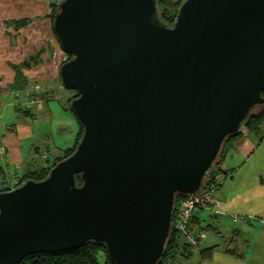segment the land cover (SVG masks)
<instances>
[{"label":"water","instance_id":"95a60500","mask_svg":"<svg viewBox=\"0 0 264 264\" xmlns=\"http://www.w3.org/2000/svg\"><path fill=\"white\" fill-rule=\"evenodd\" d=\"M53 31L82 133L45 178L0 191V264L86 243L160 264L177 197L264 108V0H182L170 25L158 0H60Z\"/></svg>","mask_w":264,"mask_h":264},{"label":"crops","instance_id":"0c3cea01","mask_svg":"<svg viewBox=\"0 0 264 264\" xmlns=\"http://www.w3.org/2000/svg\"><path fill=\"white\" fill-rule=\"evenodd\" d=\"M54 4V0H0V175L21 178L50 165L74 143L79 130L67 104L73 95L65 93L56 102L53 80L59 78V66L51 59L56 47L52 44L56 42ZM30 56H34L31 70H22L20 63ZM39 99H43L41 106ZM19 119L23 122L18 125ZM41 121L49 123L50 134L35 136ZM43 135H51L58 150L51 158L50 152L22 145L23 140ZM220 164L215 189L220 217L217 220L206 210L195 212L203 233L195 243L182 238L190 251L186 259L195 258L199 264H264V138L246 131L229 146ZM212 247L210 258L203 259L202 250Z\"/></svg>","mask_w":264,"mask_h":264},{"label":"trees","instance_id":"16d2710c","mask_svg":"<svg viewBox=\"0 0 264 264\" xmlns=\"http://www.w3.org/2000/svg\"><path fill=\"white\" fill-rule=\"evenodd\" d=\"M181 2L182 0H177V1L158 0L161 18L169 25L173 23L177 9ZM55 8H56V4L53 5V17H54ZM66 55L69 58V55L68 54ZM75 96H76V92L70 98V100ZM247 131L258 137L264 138V108H257L252 113L251 117L248 119L247 122ZM81 133H82V128L79 125V130L76 134L75 141L70 147L64 149L59 156L54 158V160L50 163V165L27 172L23 174L21 178L17 176L18 180L20 182H23L27 179L41 180L45 178L52 166H54L61 159L69 156L74 151L81 137ZM241 136L242 134L231 136L226 140L223 152L221 156L218 158L216 164L214 165L210 175H212L215 172H221L219 168V164L221 160L225 156L229 146ZM183 197L185 196L179 195L176 199V203L178 202L179 199ZM183 237L186 238L183 235L176 236V234L173 233L172 231L171 237L166 247V251L164 253V256L160 264H179V258H189L190 251L189 248L187 247V243L185 244L182 241ZM212 250L213 247L202 250L201 252L202 258L203 259L210 258ZM19 264H115V263L108 256L106 249L103 245H99L95 243H86L79 247L62 252L30 254L24 257Z\"/></svg>","mask_w":264,"mask_h":264},{"label":"built area","instance_id":"2783aa9c","mask_svg":"<svg viewBox=\"0 0 264 264\" xmlns=\"http://www.w3.org/2000/svg\"><path fill=\"white\" fill-rule=\"evenodd\" d=\"M60 0H54L56 4ZM64 60H67V55H64ZM43 99L37 101L38 106H41ZM221 172H215L208 177L204 183V187L201 192L185 196L178 200L176 203V209L173 215L172 231L176 236L183 235L189 241L196 242L201 239L203 233V227L197 222L195 212L197 210H206L209 214L215 218L220 217L221 202L215 196V189L219 182ZM22 182L18 180L16 176H12L6 173L0 175V191L10 190ZM238 218H243L238 217Z\"/></svg>","mask_w":264,"mask_h":264},{"label":"rangeland","instance_id":"374dc122","mask_svg":"<svg viewBox=\"0 0 264 264\" xmlns=\"http://www.w3.org/2000/svg\"><path fill=\"white\" fill-rule=\"evenodd\" d=\"M52 44H54L56 47L54 49H52L51 59H53V62L56 60L57 62L55 61V64L57 63L58 64L57 66L60 67V65L64 61H66V60L63 61V58L65 57L64 55H66V54L61 50L57 39H56V42H53ZM20 67H21L22 70H28V71L31 70L30 66L26 65L24 60L20 63ZM53 82L56 85V87H55L56 96H58L57 98H59L56 101L57 103H60L59 101L62 99V96L65 93H70V94L74 95L75 91L64 88L62 86L59 78H55V80H53ZM30 84H31V86H33V82H31ZM36 91L39 92V90H36ZM56 102H54V103H56ZM42 104H43V102H42ZM67 104H68V108H69V103H67ZM23 116H24V114H23ZM59 117H60V113H59ZM61 117L62 118H65V116L63 115V113H61ZM21 119H19L17 121V124L18 125L23 122ZM49 129H50L49 123L47 121H41V122L37 123L36 128L34 129V130H36V132H34V135L36 134L35 136H38L39 134H43V133L50 134V130ZM53 131L55 132L54 134L56 136L57 135L56 129L53 128ZM61 140H62V138H60V141ZM32 143L34 145H32ZM22 145H23L24 148H27V149L30 148V147H33L34 148V146H35V147H37L39 153H42V152H50L48 158H51L52 157V154L55 155L56 154L55 152L58 151L53 146V144L51 143V135L49 137H44V135H43L39 139H34L33 138L31 140H23L22 141ZM220 165L221 164H219V168H220ZM179 264H199V263H198L197 259H195V258L194 259H191V260L190 259H186V258H179Z\"/></svg>","mask_w":264,"mask_h":264}]
</instances>
